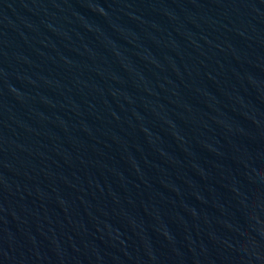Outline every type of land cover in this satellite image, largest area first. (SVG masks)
<instances>
[{
	"label": "water",
	"instance_id": "1",
	"mask_svg": "<svg viewBox=\"0 0 264 264\" xmlns=\"http://www.w3.org/2000/svg\"><path fill=\"white\" fill-rule=\"evenodd\" d=\"M0 264H264V0H0Z\"/></svg>",
	"mask_w": 264,
	"mask_h": 264
}]
</instances>
